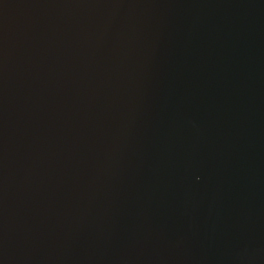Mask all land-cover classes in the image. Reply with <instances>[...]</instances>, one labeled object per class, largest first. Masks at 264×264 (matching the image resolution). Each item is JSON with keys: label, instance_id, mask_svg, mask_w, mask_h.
<instances>
[{"label": "water", "instance_id": "1", "mask_svg": "<svg viewBox=\"0 0 264 264\" xmlns=\"http://www.w3.org/2000/svg\"><path fill=\"white\" fill-rule=\"evenodd\" d=\"M0 264H264V0H0Z\"/></svg>", "mask_w": 264, "mask_h": 264}]
</instances>
